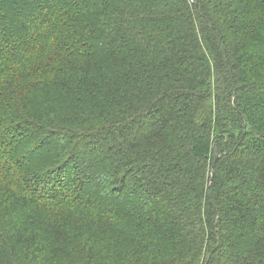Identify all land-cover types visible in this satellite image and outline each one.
Segmentation results:
<instances>
[{"label": "trees", "instance_id": "16d2710c", "mask_svg": "<svg viewBox=\"0 0 264 264\" xmlns=\"http://www.w3.org/2000/svg\"><path fill=\"white\" fill-rule=\"evenodd\" d=\"M0 264H264V0H0Z\"/></svg>", "mask_w": 264, "mask_h": 264}]
</instances>
